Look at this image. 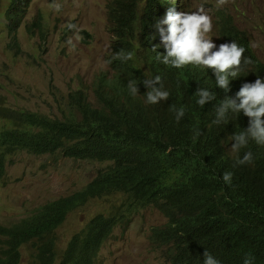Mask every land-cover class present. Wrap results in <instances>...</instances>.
<instances>
[{
	"label": "trees",
	"instance_id": "1",
	"mask_svg": "<svg viewBox=\"0 0 264 264\" xmlns=\"http://www.w3.org/2000/svg\"><path fill=\"white\" fill-rule=\"evenodd\" d=\"M166 1L109 0L110 71L99 74L92 87L100 107L91 106L82 93H70L56 116L0 108V182L6 158L21 152L113 161L81 189L36 206L12 224L0 223V264H21L23 248L30 250L27 264H96L101 245L116 227L129 223L136 206H153L166 219L150 227L149 240L162 249L169 264H204V252L220 264H244L246 258L251 264H264V145L250 140L238 154L232 151L233 136L249 127L240 113L229 111L226 123H214L225 96L238 99L231 92L238 93L234 81L250 80L264 71L233 78L225 93L216 86L211 69L162 64L157 59L165 54L157 49L164 48L161 37L145 27L162 20L153 18ZM29 4L30 0H10L4 11L11 37L7 48L17 53L18 28ZM214 8L216 34L242 40L230 12ZM140 12L145 16H137ZM34 26L40 29L41 20ZM129 52L132 60L115 58ZM156 76L169 98L148 104L150 89L143 80ZM129 81L137 84L135 96ZM200 88L216 96L203 107L196 103ZM180 108L185 115L177 122ZM248 151L252 163L236 165L237 157ZM227 172L232 174L230 182L223 180ZM112 194L125 201L113 204L107 214L93 216L59 249L56 229L68 213Z\"/></svg>",
	"mask_w": 264,
	"mask_h": 264
},
{
	"label": "rangeland",
	"instance_id": "2",
	"mask_svg": "<svg viewBox=\"0 0 264 264\" xmlns=\"http://www.w3.org/2000/svg\"><path fill=\"white\" fill-rule=\"evenodd\" d=\"M225 4L235 23L247 29L253 48L264 60V0H243ZM109 0H30L18 28L21 52L8 49L10 33L4 11L10 0H0V108L3 106L59 115L71 93H82L91 106L100 107L95 78L110 71L107 63L112 52V33L107 27ZM189 5L203 6L211 17L215 1ZM182 3H187L183 0ZM207 3L211 4L208 5ZM59 6V10H57ZM243 7V8H241ZM41 20L36 29L34 21ZM75 25L69 28L68 25ZM164 52V48H157ZM250 80H235L239 92ZM109 162L73 159L59 153L32 155L16 153L6 158L5 176L0 182V223L12 224L28 216L36 206L68 195L87 185ZM112 201V202H110ZM118 196L95 199L72 210L56 229L58 248L81 230L93 216L107 214L113 204L123 202ZM125 227H116L97 251L96 264H169L162 249L149 240V229L166 219L153 206L135 207ZM22 263L27 264L30 250L22 249Z\"/></svg>",
	"mask_w": 264,
	"mask_h": 264
},
{
	"label": "clouds",
	"instance_id": "3",
	"mask_svg": "<svg viewBox=\"0 0 264 264\" xmlns=\"http://www.w3.org/2000/svg\"><path fill=\"white\" fill-rule=\"evenodd\" d=\"M177 1L167 0L161 9L162 13L166 11L169 2L175 6ZM215 2L216 5L207 4L226 9L225 4L231 1L217 0ZM182 4L185 6L187 3ZM198 5H189L188 10L181 12L170 9L165 18H161L162 20L156 23L155 27L165 49V54L158 56L157 59L162 64L170 65L176 69H183L190 65L211 69L215 75L216 86L227 93L229 78L239 76L242 64H248L251 61L243 56L245 49L238 46L234 41L220 44L218 51L212 49L215 47L211 41V36H209L213 28L212 18L205 12L203 6L198 9ZM57 10H59V6H57ZM162 25H166V27L163 28ZM68 27L74 28L75 25L69 24ZM165 30L167 35H165ZM115 58L122 61L132 60L133 53L129 52L123 56L117 55ZM260 76L264 77V74ZM143 84L148 90L150 89L146 92V103L159 104L160 101L169 98V92L163 90L159 76L144 79ZM128 87L133 96L138 94L137 84L134 81H129ZM197 95L199 99L196 103L201 107L206 102L216 98L213 92L204 88L198 89ZM237 98L239 104L225 96L216 109L214 123H226L229 111L233 114H239L242 111L249 118V127L233 136L234 143H232L231 148L234 153L238 154L242 148L247 147L250 140L258 145H264V80L258 77L255 83H245L237 93ZM184 115L183 108L177 109L176 121L179 122ZM252 161L253 155L248 151L244 153L242 158L237 157L235 163L236 165H246L251 164ZM231 177L232 174L227 172L223 175V180L230 182ZM204 257V264H219L207 252H204ZM244 264H251V260L246 258Z\"/></svg>",
	"mask_w": 264,
	"mask_h": 264
},
{
	"label": "bare ground",
	"instance_id": "4",
	"mask_svg": "<svg viewBox=\"0 0 264 264\" xmlns=\"http://www.w3.org/2000/svg\"><path fill=\"white\" fill-rule=\"evenodd\" d=\"M187 4L184 6L182 4L183 0H178L177 4L174 6L171 2H169V6L167 7L166 11L164 13L159 12L156 16H154V20L157 21L161 18H165L166 13L170 10L173 9L177 12H181V11H186L189 9V4H190V0H186ZM197 2L201 3V4H206V2H204L205 0H196ZM210 1H217V0H208ZM231 1L233 5L236 4V2L239 1L240 5L243 4H247L248 2H245L243 0H228ZM243 8V7H241ZM137 16H145V12H140L137 13ZM151 19V17H147V20ZM137 24H134L133 26H136ZM155 23L151 24L147 27H145V31H148L149 33H151L153 36H158V32L156 30L155 27ZM165 26V25H162ZM155 28V30H154ZM242 34H243V39L242 40H236L233 38H229L227 35H218L215 32V26L213 25L212 31L209 33V36H211V41L212 43L215 45V47H213L212 49H214V51H218L220 44L223 43H232L233 41L240 47H243L245 49L243 56L245 58H247L248 60L251 61V63L248 64H242V70L240 71L239 75L241 76H249L253 73L259 72V71H264V60L258 56L253 48V41L251 38V35L248 33L247 29L242 28V27H238ZM167 33V31L165 30V34ZM232 80L233 78H229V86L232 87ZM233 93L234 96H237V93H235L234 91H231ZM236 103L239 104V99H235ZM240 115L243 119H245V125L249 126V118L247 116H245L243 114V112H240ZM171 249H173V244H171ZM217 260V259H216ZM218 261V260H217ZM219 262V261H218ZM220 264V262H219Z\"/></svg>",
	"mask_w": 264,
	"mask_h": 264
}]
</instances>
